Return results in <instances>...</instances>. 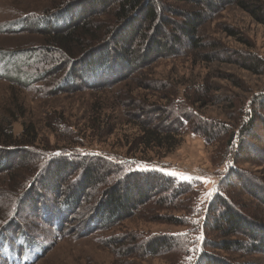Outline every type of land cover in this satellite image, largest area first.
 I'll return each mask as SVG.
<instances>
[{"label": "rangeland", "instance_id": "obj_1", "mask_svg": "<svg viewBox=\"0 0 264 264\" xmlns=\"http://www.w3.org/2000/svg\"><path fill=\"white\" fill-rule=\"evenodd\" d=\"M100 1L103 2L0 0V118L7 116L14 135L22 132V123L33 124L38 133V148L43 149L40 152L44 155L48 151L69 149L63 139L74 135L83 143L79 148H72L73 153L103 156L115 164L116 168H112L114 175L130 169H155L189 182L190 191L170 204L157 197L111 229L93 231L84 236L76 233L80 220L76 213L68 217L63 236L49 223L36 217L33 213L36 211L19 215L11 214V210L9 215L4 214L7 209L5 201L8 203L6 193L9 190L18 193L11 182L16 183L18 176L22 179L27 176L29 167L20 162L18 168L10 171L12 176L8 172L0 174V217L3 216L2 220L0 218V264H194L198 255L210 252L230 258L231 254L226 255L212 242L218 243L220 235L210 222V208L216 198L223 195L230 201L236 198L246 205H259L243 189L241 179H231L224 185L222 181L235 163L234 166L243 172L264 182V120L256 126L255 137L245 141L249 147L239 141L224 151L220 140L207 143L202 134L188 129L186 123L180 128V134L171 138V146L144 149L130 141L138 133L133 99L165 104L164 99H159L162 92L158 89L172 82L177 90L174 102L180 108L191 107L204 120L226 124L231 130L238 129L239 124L247 119L249 106L256 103L257 96L264 94V65L251 69L245 55V51H250L264 63V26L248 12L235 5H227L200 24L195 40L183 38L176 55L159 58L130 78L121 79L101 90L76 87L72 92L41 95L33 87H22L6 79V76L19 75L17 66L24 56L22 51L38 49L45 43L47 36L38 29L40 21L35 20L37 17L44 18L61 7L76 12L82 4L88 13L94 10L92 4ZM104 2H109L106 12H112L111 0ZM170 3L176 5L177 14L183 9L194 8L191 3ZM102 11L100 9L95 17L106 21L110 15H103ZM196 40H199L198 45ZM201 85H206L208 93L198 88ZM48 86L50 84L45 82L39 89L44 92ZM154 88L158 91H153ZM185 96L190 102L199 96L202 103L188 106L190 103L185 102ZM147 110L140 120L169 123L166 110ZM173 113L177 116L182 112L175 109ZM261 115L264 119V108ZM241 146L251 153L262 152L253 157L255 162H250L245 160L246 154L239 152ZM16 161L19 162L18 159ZM79 175L80 172L75 179ZM105 188L100 186L99 191ZM41 204L46 211L52 207L51 200L46 199ZM178 220L184 221L187 227L167 223ZM11 228H24L33 242H25L23 236L19 241L18 235L12 239L9 234L15 229L11 231ZM159 234H172L177 243L168 251L160 249L154 254H145L137 249L142 241ZM10 238L13 244L20 246L10 249L7 245ZM41 246L49 248L32 263L35 254H41ZM234 258L245 261V264H264V253L236 252Z\"/></svg>", "mask_w": 264, "mask_h": 264}, {"label": "trees", "instance_id": "obj_2", "mask_svg": "<svg viewBox=\"0 0 264 264\" xmlns=\"http://www.w3.org/2000/svg\"><path fill=\"white\" fill-rule=\"evenodd\" d=\"M172 1L191 3L194 8L183 9L177 14L176 5L170 3ZM108 3L103 0L92 4L94 10H89L88 13L82 4L76 12L61 7L49 12L44 18L37 17L35 20L40 21L37 28L47 36L44 45L38 49L22 51L24 56L17 66L19 75L6 76V79L22 87H33L41 95L72 92L76 87L101 90L120 82L121 79L130 78L159 58L176 55L183 38L195 40L200 24L227 5H235L248 12L255 21L264 26V0H111L113 11L107 13L105 7H108ZM100 9H103V15H110L106 21L96 19ZM231 32L233 35L236 33L233 30ZM196 41L198 45L199 40ZM245 55L251 69L264 65L262 59L252 52L245 51ZM45 82L50 86L42 92L39 86ZM198 88L208 93L206 85ZM157 89L154 88L153 91L161 90L162 96L159 99H164L165 104L133 99L136 110L133 115L137 117L138 133L130 141L136 147L146 149L151 146H171V138L180 134V128L186 123L188 129L192 128L193 132L202 134L207 143L220 140L224 151L239 141L249 147V143L246 144L245 141L255 137L256 126L264 120L261 115L264 94L257 96L256 103L249 106V112L245 113L247 119L239 124V128L231 130L226 124L204 120L191 107L180 108L174 102L177 90L172 82ZM184 100L190 103L188 106L202 103L199 96L191 102L186 96ZM150 108H157L158 112L166 110L169 123L166 121L155 124L153 119L140 120V116H144ZM175 109H179L181 115H174ZM10 125L6 115L0 118V174L8 172L12 176L10 171L18 168L20 162L29 168L26 177L22 179L18 176L16 183L11 182L14 191L18 193L14 194L11 190L6 193L8 203L5 201L7 209L4 214L11 210V214L19 215L36 211L33 212L36 217L49 223L63 236L68 217L76 213L80 216L76 233L84 236L93 231L111 229L157 197H162L161 201L170 204L190 191L189 182L180 181L155 169H130L114 175L112 168L115 164L103 159V156L80 155L78 151L73 153L72 148H79L83 143L74 135L63 139L69 149L48 151L44 155L40 152L43 149L38 148V133L33 124L22 123V132L18 135L11 132ZM239 149L240 153L246 154L245 160L250 162H255L253 157L262 152L261 148V151L253 153L242 146ZM234 165L235 163L228 170L222 184H229L231 179H241L243 189L259 205H246L233 196L232 201L227 200L225 195L218 196L210 208V222L220 236L217 237L218 243L215 240L212 242L215 248L226 255L231 254L230 258L210 252L198 255L194 264H245V261L234 258L236 252L264 253L263 179L254 178ZM78 172L80 175L75 179ZM26 182L28 183L25 184ZM100 186L106 188L99 191ZM46 199L52 202V207L47 208L49 211L41 204ZM41 209L43 210L40 211ZM167 223L186 226L181 220ZM12 230L14 231L9 234L12 239L15 240L18 235L16 237L19 241L23 236L25 242H33L24 228H11ZM11 238L7 241L10 249L19 245L13 244ZM141 243L137 249L145 254H154L160 249H172L177 242L172 234H159ZM48 248L41 246V254H35L31 262Z\"/></svg>", "mask_w": 264, "mask_h": 264}, {"label": "snow or ice", "instance_id": "obj_3", "mask_svg": "<svg viewBox=\"0 0 264 264\" xmlns=\"http://www.w3.org/2000/svg\"><path fill=\"white\" fill-rule=\"evenodd\" d=\"M185 179H189L188 177H185Z\"/></svg>", "mask_w": 264, "mask_h": 264}]
</instances>
